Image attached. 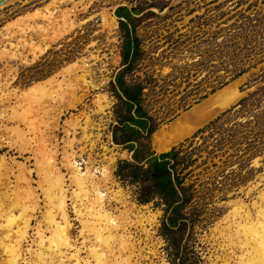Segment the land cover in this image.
I'll use <instances>...</instances> for the list:
<instances>
[{"label": "rangeland", "instance_id": "obj_1", "mask_svg": "<svg viewBox=\"0 0 264 264\" xmlns=\"http://www.w3.org/2000/svg\"><path fill=\"white\" fill-rule=\"evenodd\" d=\"M121 8L132 11L131 29L139 41L140 55L130 67L129 58L127 61L124 58V32L120 28L123 20L115 16V11ZM65 16L73 24L67 33L62 21ZM40 27L46 28L47 33L38 32ZM52 32L64 34L54 43L48 42L44 53L35 56L33 48L44 49L42 40ZM232 44L246 54L241 63L245 73L215 89L222 77L226 81L230 78L224 67L231 69V66L224 64L227 59L224 53L227 51L225 46ZM74 64L79 70L75 67L73 71ZM120 75L127 88L135 84L144 87L142 107L153 119L155 133L152 134L153 145L152 135L136 143L143 153L162 152L155 148L157 131L185 115L187 117L180 123L189 125L191 129L171 148L191 139L198 130L223 114H226L223 119L227 120V125L245 122L246 117L238 114L240 101L264 88V0H8L0 7V94L3 92L10 97L5 101L7 108L19 103L26 110L31 106L30 99L35 97H25L22 92L33 87L37 90L45 87L49 94L54 93L55 101L41 103L40 109L35 105V109L25 113L26 125L31 121L34 123V133L23 124L19 128L26 133V138H33V150L41 146L40 139L45 136L47 144L50 142L51 147L56 146V166L64 174V189L69 191L66 196L71 201L67 205L75 227L72 237L76 238L77 246H81L82 239L78 237L81 228L74 220L72 208L75 194L71 193L76 187L71 184L70 175L63 166L65 158L74 151L83 173L86 169L99 171L110 168L109 159L114 158L112 181L106 186L110 197L105 202L106 209L114 218L127 214L128 221L130 219L126 229L131 244L133 242L134 253L129 254V243L123 245L126 233L118 230L113 233L121 235L113 242L114 256L106 254L102 264H173L177 262V250L192 264H235L240 251L231 259L229 253L232 251L221 245H226L230 237L236 241L248 225L247 220H256L258 211H264V148L260 153H251L245 150V144L239 150L226 146L210 155L212 140L207 139L205 145L209 149L194 156L197 163L187 170L191 174L186 177L185 184L192 185L193 192L177 217L179 225L173 231H167L165 207L161 201L155 198L147 204L140 203L135 185L116 176L122 162H133L132 153L125 143V133L119 128L121 117L125 115L122 93L116 84ZM82 77L86 83L81 82ZM100 107H104V111L100 112ZM43 109L49 113H41ZM59 110L57 125L50 124ZM87 118L90 124L93 122L87 134L90 133L92 141H96L92 150L82 139ZM199 118L204 119L197 125L192 124ZM75 119L79 121L77 124L80 123L78 126ZM66 122L69 126L65 125L68 124ZM44 124L45 127L47 124V129L43 128ZM3 125L13 126L7 122ZM49 127L57 130L51 131ZM70 132L76 134L72 136ZM207 136L208 132L197 136L194 145L202 146L203 138ZM72 139L77 140L70 151L66 142ZM5 150L0 151V155L8 152ZM8 156L19 164L32 158L30 154L22 158L17 153ZM33 163V159L26 163L30 170L35 169ZM14 171L17 175L16 167ZM14 174L10 177L12 185L16 184ZM34 174L33 188L36 187L41 209L37 211V221H33L32 226L41 220V213L48 210L44 206L45 196L38 187L41 180ZM96 176L100 178L99 174ZM117 192L124 197L123 205L114 197ZM83 203L88 207L87 200ZM118 221L123 222L121 219ZM145 229L147 233L142 232ZM251 262L254 263L253 260L248 261L249 264Z\"/></svg>", "mask_w": 264, "mask_h": 264}, {"label": "bare ground", "instance_id": "obj_2", "mask_svg": "<svg viewBox=\"0 0 264 264\" xmlns=\"http://www.w3.org/2000/svg\"><path fill=\"white\" fill-rule=\"evenodd\" d=\"M62 21L65 25L63 29L64 30L66 29L65 31L66 33L69 32V30L67 31V29H71L73 27V24L71 23L72 21L69 20L68 16H65L62 19ZM38 32L47 33V29L40 27ZM62 34L57 32H52L49 37L44 38V40H42L44 42L43 45L44 44L46 45V47L44 45V49L39 47L37 48L32 47L34 53L36 54L34 55L39 56L43 54L45 48H48L47 43L48 42L54 43L55 41H57L59 38L62 37ZM74 65H73L74 67L72 66L73 71L74 68L76 67V64ZM81 68L83 69V67ZM76 69L78 68L76 67ZM69 70L71 71V69ZM84 78L83 77L81 78V82L86 83ZM55 81L56 80H54V82ZM22 93L23 95H25V97L26 96L29 97V95L35 97V99L34 98L30 99L29 104L31 106L29 108L26 106L27 109L24 110V106L18 103V106L8 107L10 108L9 109L10 112H8L9 110L5 106L6 103L5 101L9 100L6 98L9 95L8 96L6 94L4 95L3 92L1 93L3 95L0 94V151L2 152L5 149L8 150L6 154L0 155V264H102L101 261L103 259L106 260L107 257L106 254L113 255V251H114L113 245H115L113 242H115V239L117 237L121 236V235L119 236V234H117L118 236H115L113 235V233L118 230H122L124 233H126L127 236H124L123 241L122 238H120L121 240L120 239L119 240L122 241L123 245L125 246L128 245L127 243H129V254L132 255L134 253V246H133V242L132 244L130 242V236H128L129 235L128 230L126 229L127 227H129L128 225L130 219L128 221L127 214H125V216H122V218L120 216L114 218L112 214L106 209L107 206L105 204V202L110 198L109 193H107L108 189L106 188V186L107 184H111L112 181L111 166L114 163V158L111 157L109 159L110 168H103L102 170L99 171L98 169L91 171L89 169H86V172L83 173V169L80 168L81 165L77 164L76 162L77 156H75L76 153L74 152L76 151H74L71 154L67 153L69 154V156L68 157L66 156L67 157L65 158L66 163L64 162L63 166L64 169L65 168L67 169L65 170L68 171V176L70 175L69 179L71 181V184H73L74 187H76V190H74L73 193L71 194L72 195L75 194L73 195L74 198L72 200L73 202L75 201L74 206L72 207L73 213L75 214L74 220L79 224L81 228L78 233L79 234L78 237L82 239L81 243H79V245L81 246H77L76 238L73 239L72 237V232L75 230V227L74 224H72L73 220L69 216V209L67 205V202L70 199L69 200L67 199L68 197L66 196V193L69 191L64 189L65 187L64 185L65 179L63 176L64 174L62 175L59 167L57 168L56 166V160L58 154L56 146L51 147L50 142L49 144H47L46 136L44 137L46 139L40 136L42 139V140L40 139L41 146L33 150L34 149L33 138L32 137L31 139H29L28 137L26 138L27 136L25 135L26 133L24 134L23 133L24 131L19 128V126L23 124V126L25 125L26 127L31 128V131L33 130L34 133V131L36 130V128L34 127V123H32V121L31 122L29 121L30 123L26 125L28 119L26 118L25 113L29 112L30 109H35L36 107L35 105H37L39 108V106H41V103L44 104L46 102L45 104H47V102L50 100L55 101V98L53 97L54 93L53 95L51 93L49 94L45 89V87H42L39 90L33 87L28 89L27 92L25 93L22 92ZM14 94L15 93H13V97L16 98ZM20 94L18 93V95ZM23 95H21V98H23ZM58 100H56V103H58ZM72 104L73 103H71V105ZM52 105L50 107L51 111L53 110L52 107L54 106ZM20 111H22V113ZM39 111L40 110H38V112ZM99 111L100 112L104 111V107H100ZM45 112L43 109V112L41 113H45ZM48 113L49 112L47 111V114ZM60 114H61L60 110L58 111V113L54 114L56 116L55 117L56 119H54V122H51L50 124L55 123L57 125V120H59L58 118H60ZM41 115L42 114H40L39 116ZM46 116L48 117V115ZM186 117L187 116L185 115L182 118L176 119L169 126H163L164 128L157 131L156 143H155L156 149H159L161 151L167 150L171 148L174 144H176L179 140H181L188 133V131L191 129L189 125H184V124L181 125L180 123V121L184 120ZM31 119L29 117V120ZM203 119L204 118L201 119L199 118L195 121V123L192 124L197 125ZM85 120H86L85 122L86 126L84 125L85 128H83L84 138L82 139H84L85 143H89V146L92 150L96 144V141H92V137L90 133L89 135L87 134L88 131L87 129H89L90 125L93 122L91 121L92 123L90 124L88 118ZM4 122L13 124V126L12 127L10 126V128H8L7 126L3 125ZM44 122L46 123V121ZM75 122H76L75 123L76 126L80 124V123L77 124L79 121H77L76 119ZM40 124H38V126ZM65 125L69 126V123ZM73 125L74 123L72 124V126ZM46 127L44 124L43 128ZM43 128L41 130H44ZM49 128L48 131L51 129ZM53 129L57 130L56 128ZM53 129H51V131H53ZM3 130L4 133H6L4 135H3ZM42 133L43 132H41L40 134ZM28 134L32 135V133H28ZM71 134L72 136H74L76 133L75 134L71 133ZM76 140L74 139L70 141L67 140L66 145L68 146L70 151H72L74 145H76ZM83 151L84 149L82 148L81 152ZM11 153L12 154L17 153L20 158H22L24 155L26 156V154H30V156L32 155V158L30 159H33L34 162L33 166L35 169L30 170V168L27 167L26 163H29L30 161L29 158L25 159L26 163L24 164L23 163L19 164L20 162L15 163V159L10 158L11 156L10 157L8 156L9 158H7L6 156ZM61 155L63 156V152L61 153ZM14 167H16L17 175L14 174L15 172ZM33 173H35L36 176L39 177L41 180V182H39L38 187L42 190L41 194L45 196L44 197V202L46 203L44 205L45 209L46 208L48 209L45 213L43 214L41 213V220H39L35 224V226H32V223L33 221H37L35 215L37 214V211H40L41 207L39 205L40 201H39V195L38 193H36L37 192V190L35 189L36 187L33 188V179H32ZM13 174L15 175L14 179L16 180L15 185H12V182L10 180V177L13 176ZM97 174L100 175V178L96 176ZM44 186L47 187L43 189ZM118 193L119 192H117L116 193L117 195L115 194L114 197L117 198L118 201L123 205L124 197L120 195V193L119 194ZM78 198L80 200V204L77 203L79 207L78 205H76V202L79 201ZM84 200H87L89 202V204L87 203L88 207H86L85 205L86 201L84 202L85 204L83 203ZM255 218L257 219L256 220L254 219V221L251 220V218L250 219L248 218L249 220H247L248 222L246 223V225L247 224L248 225L244 227L242 233L240 231L241 235L240 233H239L240 236L236 234V236H238V238H236L238 241L237 240L233 241V239L230 237L231 240L230 239L229 241L227 240L228 243H226V245H224V243L222 242L223 245H221V247L227 248L226 250L232 251L229 253L231 259H234L235 257L234 253L240 251L241 255L238 256L236 259V261L238 260L239 261L238 263L235 261V264H249L251 260H253L254 262V263L251 262L252 264H264V211L262 210L258 211V216H256ZM118 219H121L123 222L120 223ZM135 224H137V222ZM138 224H140V222ZM142 229H144V227ZM145 230H142V232L144 231L147 233V230L146 231ZM30 231H33L32 235H30ZM33 246H36L35 250L32 249ZM125 250L127 249L125 248ZM82 253H85L86 256L82 257L81 256ZM247 260L249 261V263ZM107 261L109 260L107 259Z\"/></svg>", "mask_w": 264, "mask_h": 264}, {"label": "trees", "instance_id": "obj_3", "mask_svg": "<svg viewBox=\"0 0 264 264\" xmlns=\"http://www.w3.org/2000/svg\"><path fill=\"white\" fill-rule=\"evenodd\" d=\"M115 16L123 20L120 21V28L124 32V58L126 61L129 58L130 67L140 55L139 41L131 29L132 11L121 8L115 11ZM225 48L227 51L224 54L227 55V59L224 64L231 66V69L228 67L224 69L230 78L226 81V78L222 77L214 86L215 89L227 85L245 73L241 64L243 57H246V54L242 53L243 50L235 44ZM116 84L122 93L125 110L119 128L125 133V143L128 144L127 149L132 153L133 161L132 163L122 162L118 166L116 176L130 185H135L140 203L147 204L155 198L161 201L165 207L167 231H173V228L179 225L177 217L193 192L192 185L185 184L186 177L191 174L187 170L196 165L197 160L193 158L194 156L202 150L209 149L205 145L207 139L212 140V149L208 151L210 155L214 151H221L226 146L239 150L243 148L242 144H245V150L251 153L252 151L260 153L264 148V88L240 101L238 114L246 117L245 122L227 125V120L223 119L226 114H223L198 130L191 139H186L170 150H163L160 153H143L136 143L155 133L153 119L144 112L142 107L144 87L135 84L127 88L121 75L117 77ZM206 132L208 136L203 138L202 146H195L194 139ZM153 143L152 135V145ZM176 256L177 262L173 264H192L180 250H177Z\"/></svg>", "mask_w": 264, "mask_h": 264}, {"label": "water", "instance_id": "obj_4", "mask_svg": "<svg viewBox=\"0 0 264 264\" xmlns=\"http://www.w3.org/2000/svg\"><path fill=\"white\" fill-rule=\"evenodd\" d=\"M8 0H0V6L3 5L5 2H7Z\"/></svg>", "mask_w": 264, "mask_h": 264}]
</instances>
